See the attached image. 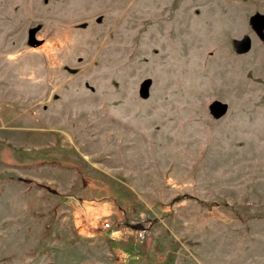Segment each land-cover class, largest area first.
<instances>
[{"label": "rangeland", "instance_id": "374dc122", "mask_svg": "<svg viewBox=\"0 0 264 264\" xmlns=\"http://www.w3.org/2000/svg\"><path fill=\"white\" fill-rule=\"evenodd\" d=\"M0 264H264V0H0Z\"/></svg>", "mask_w": 264, "mask_h": 264}, {"label": "water", "instance_id": "95a60500", "mask_svg": "<svg viewBox=\"0 0 264 264\" xmlns=\"http://www.w3.org/2000/svg\"><path fill=\"white\" fill-rule=\"evenodd\" d=\"M34 34H35V30L34 29H30L28 30L27 32V45L29 47H36L39 45V42H37L35 39H34Z\"/></svg>", "mask_w": 264, "mask_h": 264}, {"label": "built area", "instance_id": "2783aa9c", "mask_svg": "<svg viewBox=\"0 0 264 264\" xmlns=\"http://www.w3.org/2000/svg\"><path fill=\"white\" fill-rule=\"evenodd\" d=\"M104 227L106 228V227H107V225H106V224H104Z\"/></svg>", "mask_w": 264, "mask_h": 264}]
</instances>
